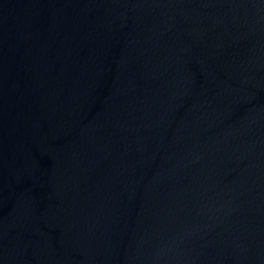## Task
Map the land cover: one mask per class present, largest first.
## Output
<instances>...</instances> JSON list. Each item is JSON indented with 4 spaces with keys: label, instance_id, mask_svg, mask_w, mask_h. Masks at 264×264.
Segmentation results:
<instances>
[{
    "label": "water",
    "instance_id": "water-1",
    "mask_svg": "<svg viewBox=\"0 0 264 264\" xmlns=\"http://www.w3.org/2000/svg\"><path fill=\"white\" fill-rule=\"evenodd\" d=\"M0 264H264V0H0Z\"/></svg>",
    "mask_w": 264,
    "mask_h": 264
}]
</instances>
